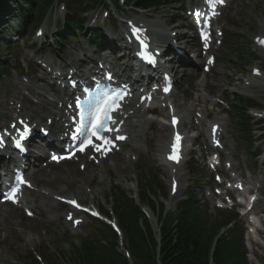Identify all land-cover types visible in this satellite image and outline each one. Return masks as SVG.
<instances>
[{"label":"rangeland","instance_id":"1","mask_svg":"<svg viewBox=\"0 0 264 264\" xmlns=\"http://www.w3.org/2000/svg\"><path fill=\"white\" fill-rule=\"evenodd\" d=\"M183 3V0H164L161 6L148 11L137 10L123 4L119 15L113 7H98L95 11L86 13L85 16L88 25L96 22V24L104 25L106 28H109L110 22L113 21L112 14H114L115 19L124 20L119 21L120 28H112L115 30L112 32L115 35H119L120 38L117 41L121 44L123 34L120 29H125L126 20L136 15H143L141 20L145 23L148 22V25L151 26L149 30L173 33L176 28V30L178 29L184 34H192L191 30L184 26L188 25L189 21L184 18L185 9L183 8ZM106 9L110 13L107 17L105 15ZM64 14H66V10L63 6L59 5L53 9L41 27L42 31L44 30V37L56 31L55 24L63 23ZM98 17V21H95ZM262 21H264V0H235L216 21V26L224 32L221 43L214 45L216 56L214 67L216 72L211 74L212 76H205L202 71V64L198 65L197 68L193 69V73H196V76L180 79V86L174 91L175 94L172 95V98L181 104L180 107L176 108L180 111L183 122L186 121V123L190 120L185 118L187 112L182 113L181 108L186 110L189 108L188 112H190L189 114H191L192 118L194 117V103H199L206 110L210 108V114L208 116L203 115L205 119L202 125L203 131L196 125L189 127L190 123L186 126L182 125L185 131L188 130L189 133L187 135L189 139H186L185 142L186 146L194 148L196 143L200 144L199 151L194 154L195 160L193 161L198 162L201 166L203 165V157L200 150L208 144L205 139L208 137L209 123L215 121L216 118L226 120L227 133L224 139L230 144L229 147L231 148L229 151L231 153L235 152L236 148V156L232 157V163L238 166L235 170L247 174L246 168H249L252 170L251 180L255 184L262 183L263 201L259 205L264 208V162L262 163L264 155L260 156L259 168H257L249 156L246 145L241 142H235L232 139V132L237 138L232 120L220 112L228 108L226 101H231L235 94L252 97L257 101L259 105L257 108L260 110H251L252 114H250L255 120L260 119L262 121L261 126L264 128V51L256 44L257 37L264 35L260 27ZM13 25L17 29L19 28L16 21ZM1 30L3 28H0ZM5 35L0 34V39L5 37ZM40 36L35 32L34 36L29 40L20 39L13 49L15 58L8 54L6 47L0 41V60H7L11 62L14 68H17V70L6 68V71H0V111L9 108V102L18 101V99L24 97L25 104L23 111L20 112L21 114H29L32 110L36 112L45 110L44 114L49 115V111L56 105L49 103L47 98L56 95L55 99L57 101L62 99L59 93L51 90L53 83L50 76L37 64V62L42 60H48L53 63V54L58 53L54 47L45 52L41 51L40 47L44 37ZM64 47L66 53L63 54V58H58L59 61L55 60L56 63L71 64L73 58H79L87 49L86 43L78 38L68 40ZM16 59L19 60L17 63ZM254 68L260 70L261 76L253 75ZM219 83L221 86H217ZM247 84L248 86H246ZM38 87L46 89V97H37ZM27 93L35 94L32 99L37 102L36 104L26 96ZM197 93L203 95H199V100L195 102L194 99H197ZM207 97L208 100L206 102L205 99ZM211 99H216L217 102L221 101L224 104L213 103L210 101ZM42 106H44V109H42ZM158 110L157 116L143 114L133 118L132 123L138 125L135 130L140 133L142 127L139 126L142 125L146 128L147 134L135 137L133 127L128 129L133 141L130 146L126 144L123 147L121 151L124 155L123 160H120L119 157L110 158L104 166L100 163V167L91 168L88 166L85 170L80 169L79 164L70 162L44 168L41 175H46L44 177L45 190L47 192L54 191L55 194L64 196L75 195L87 207L93 208L96 206L103 213H108L114 201L111 195V187L113 185H117L122 192H130L138 200V185L141 186V183H143L144 174L148 173L150 168H156L154 171L159 173V181H161V193L158 195V199L162 200L167 208L173 210L177 201L186 192L192 175L191 172H188L190 166L187 164L184 165L182 171L180 168L176 169V166L162 165L160 149L165 146L163 141L170 143L171 135L169 127L163 124L164 122L166 124L169 123L168 119L170 116L168 111L163 108H158ZM4 112L7 115L0 117V125L8 123L12 118L11 115H8V113H12L11 110ZM256 112L261 114L262 117H257L255 115ZM16 114L14 113L12 116L15 117L14 115ZM8 116L9 119L7 120ZM148 121L153 122V125H147ZM199 133L200 136L197 137ZM256 137H259L258 145L260 144V150L264 152V129L263 132H257ZM186 159H190V154H186ZM188 164L196 167L193 162ZM117 165L122 166L123 169H120ZM174 169H176V172L177 170L182 172L179 174L181 176L176 190H172L171 186L173 181L171 175ZM210 175L211 170L208 169L204 173V178L213 188L216 182L213 176ZM205 192L207 194L210 193L207 188L201 193L198 191L197 197L200 200H204V203L207 202L210 208L214 205L215 198L213 199V197L207 195L202 199V194H205ZM55 203L58 202H50L47 198L43 199L42 197L37 206V211L40 214L37 212L34 217H26L25 219L27 225L33 229L29 233L22 227L25 226V222L23 224L19 223L20 218L16 217L10 223L7 221L4 224L0 215V249H5L4 255L6 258L5 262L0 259V264H34L32 260L29 262V255L34 257L36 264H41L42 262L47 264H76L71 258L73 247L80 246L83 238L94 235L97 228L104 229L105 227L86 213L79 214L75 218L81 219L83 222L80 226L73 227L71 222L66 221L63 216L66 211L70 210V207L59 204L53 208L52 206ZM144 211L150 224L157 231V216L149 207H146ZM217 213L213 210L212 215L215 216ZM29 237L33 238L34 242L29 241ZM254 261L257 264H264V256L257 255V259Z\"/></svg>","mask_w":264,"mask_h":264},{"label":"trees","instance_id":"2","mask_svg":"<svg viewBox=\"0 0 264 264\" xmlns=\"http://www.w3.org/2000/svg\"><path fill=\"white\" fill-rule=\"evenodd\" d=\"M111 1L118 6V0ZM124 1L130 6L144 10L155 9L163 2V0ZM18 2L22 8H17V12L22 16V20L23 16L28 15V20L36 16L39 22L56 2L65 3L68 9L66 22L81 28L84 24L82 13L97 4H104L105 0H18ZM2 42L9 45L6 40ZM2 67L5 68L6 65L0 61V68ZM254 104L253 99L240 97L232 106L243 141L251 140L252 126L247 107ZM251 144L252 140L249 147ZM157 177V174L144 175L139 200L148 204L153 212L158 214L159 239L141 206L132 197L127 194L115 197L113 211L124 233L132 264H246L234 248L233 229L228 228L220 234V229L230 222L227 216L222 221L210 220L190 193L189 198L178 202L174 211L165 213L164 206L157 205L152 198L160 192ZM101 225L105 228L96 230V236L82 239L80 246L73 247L71 258L79 264H130L128 258L117 247L116 234L109 226ZM32 259L35 264L34 257Z\"/></svg>","mask_w":264,"mask_h":264},{"label":"snow or ice","instance_id":"3","mask_svg":"<svg viewBox=\"0 0 264 264\" xmlns=\"http://www.w3.org/2000/svg\"><path fill=\"white\" fill-rule=\"evenodd\" d=\"M224 0H207V3L209 4L210 8L212 9V14L216 15L215 7L217 4H222ZM135 31V30H134ZM261 43H264V41H260ZM211 62V61H209ZM167 91V89H165ZM77 106L80 107L83 110L82 119L85 121V123L81 124L80 129H78L79 132L85 135V141L83 142L80 150H84L85 145H91L92 139L91 137H95L96 140H101L103 143L111 144L112 142L108 140L107 137H104L100 135L103 131H112V129H109L107 127V122L111 119L109 113L115 109V107L118 106L117 104V98L116 97H102V98H96L95 100H89L85 101L84 103H81L80 101H77ZM173 124H175V118L173 117ZM87 125V127H85ZM215 131V129H213ZM116 139H124L123 136H117ZM179 139L180 137L177 135L175 137V141L173 143V151L178 152L179 149ZM97 151L100 150L102 145L100 146H94ZM107 150V149H105ZM169 159H178L177 156L170 155ZM23 183V181H20ZM15 192L8 195L6 198L11 199L14 201ZM69 203H72L75 205V201H69ZM95 215V213H93ZM71 218V217H69Z\"/></svg>","mask_w":264,"mask_h":264},{"label":"bare ground","instance_id":"4","mask_svg":"<svg viewBox=\"0 0 264 264\" xmlns=\"http://www.w3.org/2000/svg\"><path fill=\"white\" fill-rule=\"evenodd\" d=\"M138 16V15H137ZM141 17H143V15H141ZM135 18V17H134ZM140 18V17H139ZM137 23L139 24V27L140 28H143V29H141V31H143L144 33H146V28H145V25L146 26H148V24L147 23H145V25H143L142 23H140V22H138L137 21ZM261 32H264V23H262L261 24ZM152 34L153 35H155L156 34V32H154L153 30H152ZM183 34V33H182ZM148 35L150 36V37H152V41L155 43V45H157L158 43H160V42H165V40H166V37H158L157 35V37L154 39L153 38V36L151 35V34H149L148 33ZM168 37V36H167ZM168 39V38H167ZM209 43V47H208V49L207 50H209V51H211V50H213V48H214V43H215V40H213V39H209V40H207L206 41V43ZM119 52H121V50H119V49H117V54H119ZM124 55L125 54H123V55H119V57H117V64H122V62H120V61H122V59L124 58ZM171 62V61H170ZM168 67L169 68H171L174 72H175V79L177 78V81H178V79L179 78H183L184 76H187V74H185V75H183V77H181V76H179V72L181 71V66H178V64L177 63H172V64H170V66L168 65ZM217 86H221L220 85V83L219 84H217ZM246 86H248V84L246 85ZM40 90H41V92L43 91H45V89L44 88H42V87H40ZM41 92H40V94H41ZM66 94V93H65ZM67 95V94H66ZM142 95H144V93L142 94ZM147 95H150V93L149 94H147ZM21 101H23V100H21ZM133 104H135V102L133 103ZM10 105H11V103H10ZM23 104H22V102H20L19 104H17L16 102H14V104L13 105H11V107H9V109L10 110H18V109H20V107L22 106ZM167 105L169 106V103H167ZM177 105L180 107V105L181 104H179V103H177ZM137 108L139 107L138 106V104L137 105H135ZM61 109L60 108H56V114L60 111ZM197 110V109H196ZM137 112H140V110L139 109H137ZM31 115V116H30ZM26 117H30V120H29V122H31L32 124L33 123H35V121H38V119L35 117V115H33V114H28V115H26ZM174 117V115H172L170 118H169V120L171 121V119ZM127 120V119H126ZM126 120L124 119V127L125 126H128V127H134L135 125H132L130 122H126ZM215 122H217V123H219L222 127H224V125H223V122H222V120L221 119H216L215 120ZM148 123L149 124H153V122H151V121H148ZM161 124V123H160ZM167 127H169V125H166ZM136 127V126H135ZM134 130H135V128H134ZM135 132H136V130H135ZM147 134V131H146V128H142V132H140V133H138L137 134V136L138 137H141L142 135H146ZM112 137H113V135H112ZM119 143V142H118ZM163 143L165 144V146L164 147H162L161 149H160V151L161 152H163V154H164V156H165V158H163L162 160H163V162H166L168 159H167V155L168 154H170V147L168 146V144L167 143H165V141H163ZM189 151V150H188ZM116 156H119V158H120V160H123V157L122 156H120V155H116ZM166 160V161H165ZM169 161V163L170 164H172V161H170V160H168ZM166 164H167V162H166ZM177 166L180 168L181 167V165H180V163H178L177 164ZM120 169H123V167L122 166H118ZM42 171V169H39L37 172H41ZM180 178V175H177V179H179ZM33 179V181H35V182H38V181H42L43 180V178L41 179V178H38V177H35V178H32ZM175 181H173V183H174ZM48 199H50V198H48ZM50 201V200H49ZM4 216H5V218L6 219H8V221H9V219H15L16 217L19 219H21V220H19V223H22L23 224V222H25V216L23 215V213H22V210L20 209H18L17 210V207H15V210H13V206H11L10 207V209L8 210H6V213L4 214ZM25 224V226H22L23 228H25L26 230H27V232L29 233L31 230L33 231V229H31L30 228V226L29 225H27V223L25 222L24 223ZM21 225V224H20ZM31 227H32V225H31ZM29 241H33L34 242V239L33 238H30L29 237V239H28ZM4 253H5V249H0V259H2V261L3 262H5L6 261V258H5V255H4Z\"/></svg>","mask_w":264,"mask_h":264}]
</instances>
